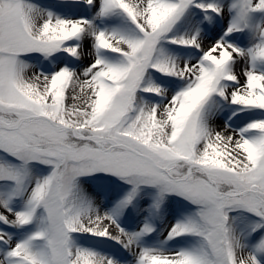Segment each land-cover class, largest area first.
Segmentation results:
<instances>
[{
    "label": "snow or ice",
    "instance_id": "6c2138e0",
    "mask_svg": "<svg viewBox=\"0 0 264 264\" xmlns=\"http://www.w3.org/2000/svg\"><path fill=\"white\" fill-rule=\"evenodd\" d=\"M0 264H264V0H0Z\"/></svg>",
    "mask_w": 264,
    "mask_h": 264
}]
</instances>
